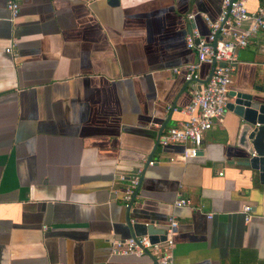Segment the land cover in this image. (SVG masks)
Wrapping results in <instances>:
<instances>
[{
  "label": "crops",
  "instance_id": "obj_1",
  "mask_svg": "<svg viewBox=\"0 0 264 264\" xmlns=\"http://www.w3.org/2000/svg\"><path fill=\"white\" fill-rule=\"evenodd\" d=\"M109 1L17 0L10 21L0 0V264H153L111 254L130 235L126 215L158 228L174 216V264H264V156L260 171L240 163L233 111L195 157L180 160L181 144L153 150L190 101L183 71L171 72L195 60L184 36L206 35L203 16L216 18L221 0ZM239 51L229 92L264 102V31ZM137 168L126 213L115 176ZM177 197L200 208L172 207Z\"/></svg>",
  "mask_w": 264,
  "mask_h": 264
},
{
  "label": "built area",
  "instance_id": "obj_2",
  "mask_svg": "<svg viewBox=\"0 0 264 264\" xmlns=\"http://www.w3.org/2000/svg\"><path fill=\"white\" fill-rule=\"evenodd\" d=\"M246 0H221L219 12L216 18L210 19L203 16L208 27L206 35H201L192 28L184 36L185 46L192 49L195 60L182 66L171 68L173 74L183 71V78L190 84V101L180 110L185 119L175 126L168 127L158 138V145L181 144L183 151L180 160L197 156V150L202 142L204 131L211 127L214 120L219 119L225 111V105L229 92V85L235 66L238 62V51L244 48L249 40L257 32L264 31V0H256L257 5L253 11H248ZM9 10V20L13 21L18 11L17 0H6ZM194 13H188L186 19L192 20ZM16 42L12 40L4 50L12 56L17 55ZM208 65V75L204 83H199V66ZM173 161V158H168ZM149 160L148 164H152ZM140 168L130 174L117 173L115 179L124 182L121 202L124 206L131 200L135 186L137 185ZM172 207L200 208L194 205L187 197H177L172 202ZM251 207L248 204L241 206L245 221L251 216ZM210 214H207V218ZM177 222L173 215L167 217L163 226L162 240L152 242L148 234L133 235L122 241L111 242V254L114 255H142L149 254L155 264H174L173 234Z\"/></svg>",
  "mask_w": 264,
  "mask_h": 264
},
{
  "label": "water",
  "instance_id": "obj_3",
  "mask_svg": "<svg viewBox=\"0 0 264 264\" xmlns=\"http://www.w3.org/2000/svg\"><path fill=\"white\" fill-rule=\"evenodd\" d=\"M110 1L115 3V0ZM238 54H240V51H238ZM208 76L206 78H200L198 82L204 83ZM228 95L233 96V98L230 103L225 105V108L231 109L238 117L235 145L245 154V159L240 163L260 171L263 169L264 156V102H262L259 97L247 92H240L237 94L229 92ZM170 112L171 109L169 110V114ZM166 120L161 123L157 130L153 150L158 143V138L162 133ZM150 155L145 160L146 164H148V161L150 160ZM141 177L142 173L139 176L137 185L134 188L131 200L126 206L123 205L126 213H128L133 204L134 198L140 186ZM125 222L130 230L129 236L148 234L152 242H156L157 240H162L164 238L163 229L153 226L152 223H131L129 222L128 215L125 217ZM151 261L155 264L152 258Z\"/></svg>",
  "mask_w": 264,
  "mask_h": 264
}]
</instances>
